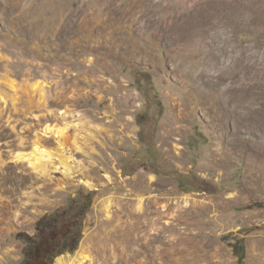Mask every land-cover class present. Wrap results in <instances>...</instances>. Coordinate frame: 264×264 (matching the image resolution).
<instances>
[{
    "label": "rangeland",
    "instance_id": "374dc122",
    "mask_svg": "<svg viewBox=\"0 0 264 264\" xmlns=\"http://www.w3.org/2000/svg\"><path fill=\"white\" fill-rule=\"evenodd\" d=\"M81 1L0 0V264H55L64 222L86 264H264V0H152L174 25L125 34Z\"/></svg>",
    "mask_w": 264,
    "mask_h": 264
},
{
    "label": "bare ground",
    "instance_id": "6f19581e",
    "mask_svg": "<svg viewBox=\"0 0 264 264\" xmlns=\"http://www.w3.org/2000/svg\"><path fill=\"white\" fill-rule=\"evenodd\" d=\"M83 1H84V5L82 7L83 13L86 16L89 15L91 17V20H93V22H94L93 24L97 23L98 24V29L100 31H102V32H106V31L109 32V33L115 32V31H110V30L117 26L119 31L121 30V33L125 34V33L128 32V25H127L128 24V20H131L132 22H135V23L136 22L137 23H141L142 21H144L143 25L146 26V28H148V29L153 28V27L162 28L164 26H169V25L172 26V25H174V23L176 21V18L179 15V14L175 13V15L173 16L172 15V11L174 9L172 11H170L171 10L170 6H167V8L165 9L166 13L164 15H162L160 13L162 10L160 12L151 11L150 9H148L147 6H149L148 2L152 1V0H83ZM83 1H81V2H83ZM169 2H170V0H169ZM208 4H209V2H208ZM144 6H146L147 8H145ZM191 6H192V4H191ZM223 9H225V8H223ZM181 11L182 10H180V12ZM164 12H162V13H164ZM177 12H178V10H177ZM188 12H190V11H188ZM222 12H223V10H222ZM174 29H175V27H174ZM160 31H162V30H160ZM150 35H153V34H150ZM145 39H147V38H145ZM90 45H92V44H90ZM93 46L97 47V44H95ZM106 49H107V51L110 50V49L108 50V48H106ZM140 51H141V49H140ZM262 76H264V75H262ZM7 82H8V85H10V87L16 88L17 83H16V81L14 79H8ZM42 87L43 86L41 85L40 82H35V83H30L29 84V88L34 93L36 91L40 90ZM80 125H82L81 122H75L72 125L66 124L63 127H58L57 125H51V124L47 125L46 128L43 129V132H42L41 136L37 139L36 145H35L34 150L32 151V153L29 154V155L18 154L16 157L18 159H27V160H29L31 162V164L35 168L39 167L40 165H42L41 164V161H43V160H41L42 157H51V155H53L51 153V151L42 142L43 139H45L48 136L49 137L50 136H55V137L57 136L59 144H60V147H63L64 143L62 142L61 139L66 136L67 132L69 131L70 126H76L77 127V126H80ZM219 149H221V148H219ZM26 156H28V157H26ZM261 161L264 162V155H263ZM60 163H62L63 166L66 167L67 171H69L70 174L72 173L71 167L67 166V163L65 162V160H62ZM151 179L154 180L155 176H152ZM83 182L89 188H91V189L95 188L92 181L85 179V180H83ZM85 252L86 251L80 250L77 253V256L74 259H69L70 257L68 258L66 256H60V257H58L56 259L55 264H86V263H88L87 261L89 260V257L87 255V253H85Z\"/></svg>",
    "mask_w": 264,
    "mask_h": 264
},
{
    "label": "trees",
    "instance_id": "16d2710c",
    "mask_svg": "<svg viewBox=\"0 0 264 264\" xmlns=\"http://www.w3.org/2000/svg\"><path fill=\"white\" fill-rule=\"evenodd\" d=\"M90 202L91 200L88 201V204L86 205L87 208H89L90 206ZM48 223L47 220H43L40 222V225H46ZM55 227H58L57 223L55 222ZM54 227V228H55ZM53 228V229H54ZM66 228L65 233L63 235L60 234H56L53 237V247L52 248H48L45 253L46 254H50L51 255V259H54L56 256H60L62 254H64L65 252H73L76 247L71 246L68 247L69 242H70V233H69V224L67 222H64L63 226H60V229ZM56 232V230L53 231V234ZM59 241V242H58ZM30 244V243H28ZM40 246H42V244H40ZM40 248V247H38ZM233 248L234 251L236 252L237 256L240 258V261H244L245 259V247L243 245V241L240 242H236L235 244H233ZM37 250H33L30 248L29 250V254L27 255V259H26V264H35V262L39 259L40 257V253H38Z\"/></svg>",
    "mask_w": 264,
    "mask_h": 264
},
{
    "label": "flooded vegetation",
    "instance_id": "af4514ba",
    "mask_svg": "<svg viewBox=\"0 0 264 264\" xmlns=\"http://www.w3.org/2000/svg\"><path fill=\"white\" fill-rule=\"evenodd\" d=\"M48 262H49L48 257L43 255L39 257V259L35 262V264H48Z\"/></svg>",
    "mask_w": 264,
    "mask_h": 264
},
{
    "label": "water",
    "instance_id": "95a60500",
    "mask_svg": "<svg viewBox=\"0 0 264 264\" xmlns=\"http://www.w3.org/2000/svg\"><path fill=\"white\" fill-rule=\"evenodd\" d=\"M58 258V257H57Z\"/></svg>",
    "mask_w": 264,
    "mask_h": 264
}]
</instances>
